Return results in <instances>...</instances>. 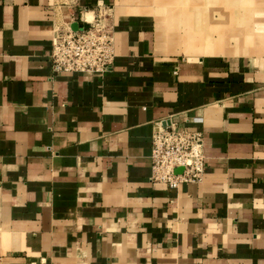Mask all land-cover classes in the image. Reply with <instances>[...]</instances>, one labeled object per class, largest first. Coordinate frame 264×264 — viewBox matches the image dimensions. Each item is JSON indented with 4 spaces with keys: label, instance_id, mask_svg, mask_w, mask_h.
I'll return each mask as SVG.
<instances>
[{
    "label": "crops",
    "instance_id": "1",
    "mask_svg": "<svg viewBox=\"0 0 264 264\" xmlns=\"http://www.w3.org/2000/svg\"><path fill=\"white\" fill-rule=\"evenodd\" d=\"M258 2L224 26L239 50L188 56L159 36L169 0H0V264H264ZM182 3L175 31L200 29ZM102 6L112 67L53 75L54 31ZM167 119L202 131L200 182L151 181L152 133Z\"/></svg>",
    "mask_w": 264,
    "mask_h": 264
},
{
    "label": "built area",
    "instance_id": "2",
    "mask_svg": "<svg viewBox=\"0 0 264 264\" xmlns=\"http://www.w3.org/2000/svg\"><path fill=\"white\" fill-rule=\"evenodd\" d=\"M110 7L102 6L88 21L84 17L77 29L70 24L54 31L51 69L56 73H105L114 61V26ZM193 123H201L195 116ZM151 181L169 188L200 182L205 174L204 136L193 128H179L171 119L158 121L152 133ZM180 170V171H179Z\"/></svg>",
    "mask_w": 264,
    "mask_h": 264
},
{
    "label": "rangeland",
    "instance_id": "3",
    "mask_svg": "<svg viewBox=\"0 0 264 264\" xmlns=\"http://www.w3.org/2000/svg\"><path fill=\"white\" fill-rule=\"evenodd\" d=\"M182 2V9L185 11H190L183 13V17H191L192 20L197 23L196 25L201 26V30H195L198 32L199 36H205L210 32H213V35L215 33L214 36H216V31H212L213 27L210 29L212 25H216L218 30H223L225 25L235 27L234 30H236L238 27L240 28L243 24V20L247 17V15L244 13L246 10L244 7L260 4L258 0H182ZM192 10H196L197 13L191 15ZM161 23H163L162 20L157 17L159 36H162V38L168 42L169 45H171V50L176 53L184 52V54L188 56L195 54H227L229 52L228 48L230 41H234L233 43L237 46V50L242 47V38H238L240 35L234 32L231 36L227 37V40L224 39L220 45H218L221 47L220 49H215L212 46L202 42L200 45H198V47H200L202 50L199 48L198 52L193 54L186 49V44L182 43L183 40L180 41L175 39L176 36L173 35V33L169 31L168 28L166 30L162 29ZM191 25L195 26L194 24ZM236 51H234V53H238Z\"/></svg>",
    "mask_w": 264,
    "mask_h": 264
},
{
    "label": "bare ground",
    "instance_id": "4",
    "mask_svg": "<svg viewBox=\"0 0 264 264\" xmlns=\"http://www.w3.org/2000/svg\"><path fill=\"white\" fill-rule=\"evenodd\" d=\"M175 1L176 0H169V4H170L168 6L169 7V10H168L169 13L165 19H166L167 25L168 26L171 25L168 28L169 31H171L173 33V35L176 36L175 39L180 40V41L183 40L182 43L186 44V47H187L186 49L189 50L190 53L194 54L195 52H198V50L200 48V47H198V45H200L202 42L207 44V45L212 46L215 49H220L221 47L218 45H220V43L224 39L227 40V37L232 35L228 30L226 31L224 29L223 30H217L218 32H217L216 36H214L212 34L213 32H210L209 34H206L205 36H199L198 32H196L194 28H190V27H186V28L184 27V29L180 30V32L175 31L176 28H175L174 24L178 23V20L176 19L175 15L171 11L172 9H174L173 4L175 3ZM85 18L88 21L92 20L93 14L91 12L87 13ZM179 22H181V21H179Z\"/></svg>",
    "mask_w": 264,
    "mask_h": 264
},
{
    "label": "water",
    "instance_id": "5",
    "mask_svg": "<svg viewBox=\"0 0 264 264\" xmlns=\"http://www.w3.org/2000/svg\"><path fill=\"white\" fill-rule=\"evenodd\" d=\"M77 26H78L77 23H74V25H72V28L77 29Z\"/></svg>",
    "mask_w": 264,
    "mask_h": 264
}]
</instances>
